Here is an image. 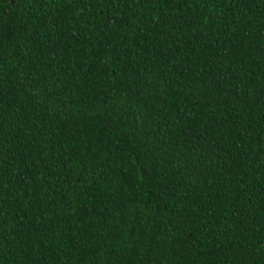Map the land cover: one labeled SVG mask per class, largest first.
<instances>
[{"label": "trees", "instance_id": "16d2710c", "mask_svg": "<svg viewBox=\"0 0 264 264\" xmlns=\"http://www.w3.org/2000/svg\"><path fill=\"white\" fill-rule=\"evenodd\" d=\"M0 264H264V0H0Z\"/></svg>", "mask_w": 264, "mask_h": 264}]
</instances>
